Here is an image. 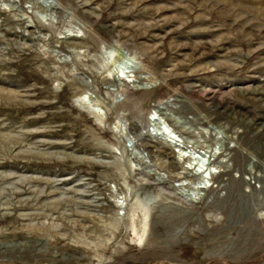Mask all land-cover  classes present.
<instances>
[{
  "label": "rangeland",
  "instance_id": "rangeland-1",
  "mask_svg": "<svg viewBox=\"0 0 264 264\" xmlns=\"http://www.w3.org/2000/svg\"><path fill=\"white\" fill-rule=\"evenodd\" d=\"M234 130L264 164V0H0V264H264V168L210 157Z\"/></svg>",
  "mask_w": 264,
  "mask_h": 264
},
{
  "label": "bare ground",
  "instance_id": "bare-ground-1",
  "mask_svg": "<svg viewBox=\"0 0 264 264\" xmlns=\"http://www.w3.org/2000/svg\"><path fill=\"white\" fill-rule=\"evenodd\" d=\"M61 3V2H60ZM51 9L54 10L55 12H57V14H59L61 11H62V8L56 4L54 5H51ZM79 36L78 35H69L68 37H66L65 39L68 40V39H71V38H78ZM70 41V40H69ZM130 72V71H128ZM133 72H134V68H133ZM128 77H131L132 75H127ZM110 80V82H112L113 84L117 83V79H116V76L113 74L112 78H108ZM81 101V100H80ZM186 105V104H185ZM184 108H187V106H185ZM160 114L163 116V118L170 124L174 125L176 129H178L182 134L184 135H187V134H190L192 132V124L191 122L189 121H183L182 119H177L176 117H174L173 115L167 113V112H164L163 110H160ZM218 118V115H216L215 113H212L210 115H202L200 116L199 119H196V121H199L201 123H207V122H210V121H213V120H217ZM166 122V123H167ZM153 125L155 126L156 129H158V132H157V135L160 136L158 141L153 143V145H150V146H153V148H155L156 152L157 153H160V154H165V155H169L170 156V162L167 163L166 166H168L167 168L168 169H178L180 168V163L179 162H176L174 160V155H173V152H172V144H170V142L174 141L172 140L171 138H176L175 136V133H174V130H165L163 131L162 130V127H161V123L159 121V119H155L153 121ZM132 127L133 128H137L138 127V124L134 121L132 123ZM162 130V132H161ZM165 133V134H164ZM209 133L210 134H213V130H209ZM169 135V138H165L166 142L163 140L164 137H162L163 135ZM243 134L244 133H240L239 131H233V134L230 136V135H224L222 138H221V141H222V148L220 149V152L219 153H216V154H211V151L210 150H206V152H210V157L212 156H217V154H223L227 159L225 160H222V161H218V164L222 167H224V170L223 172L226 173V175L229 176V178L227 180H224L223 182L227 183L229 182L230 180H233L234 181V178L232 176V171L233 170H237L239 173H240V181L241 182H244L246 183L247 185H250L251 186V183L248 181L247 177H246V174H249L251 176H254L255 175V167H259L260 165H262V167L264 168V164L262 161L259 160L257 154L255 153V151L251 150V147L249 149V147H245L247 148L246 150H243L241 151V147L244 145L243 144V141H242V137H243ZM187 140V139H186ZM186 140H184V142H186ZM230 140H233L235 141L236 140V145L231 147V146H228L227 142L230 141ZM170 141V142H169ZM177 140L176 139V144L175 146H181V144H178L177 143ZM168 142V143H167ZM171 142V143H172ZM246 151V152H245ZM200 152V151H199ZM241 152V155L243 158H248L250 159L251 161V166L246 168L243 166L239 156H238V153ZM200 155L201 157H204L206 156V154H203V152H200ZM208 157V156H206ZM209 157V160L211 159ZM180 158V157H179ZM181 158L183 159H195L194 156H190V155H182ZM199 160V159H198ZM216 159L214 158L213 161H215ZM184 161V160H183ZM230 161V162H228ZM209 164H210V161H209ZM184 169H187V172H183L184 175H188L190 174L191 172V167H189L188 165L186 164H183L182 166ZM209 170V175L207 176L208 173H206L207 171ZM263 170V169H262ZM221 179L222 176L220 175H217L215 176V179ZM254 178L256 179V182H261L263 181L262 179V175L261 174H256V176H254ZM162 180H166L165 177L161 178ZM214 179V177L212 176V170H211V166L210 167H207L206 169H204L202 171V177H198V185H199V189L201 190H207L209 188V182H211V180ZM232 181V182H233ZM162 182H165V181H162ZM255 190V188H253ZM252 189V190H253Z\"/></svg>",
  "mask_w": 264,
  "mask_h": 264
}]
</instances>
